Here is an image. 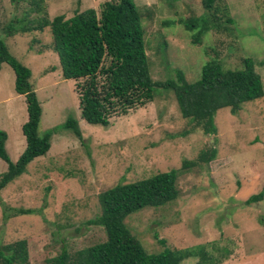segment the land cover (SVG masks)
Wrapping results in <instances>:
<instances>
[{
    "label": "rangeland",
    "instance_id": "374dc122",
    "mask_svg": "<svg viewBox=\"0 0 264 264\" xmlns=\"http://www.w3.org/2000/svg\"><path fill=\"white\" fill-rule=\"evenodd\" d=\"M112 0H44L48 17L71 18L77 11H101ZM145 30L151 75L155 81L201 78L203 67L216 61L225 70H242L252 59L264 83V0H216L213 10L228 8L234 24L227 32L211 30L193 43L196 29L186 22L207 14L204 0H134ZM31 0H0V35L11 53L32 70L31 82L41 102L39 133L60 126L47 155L27 167L25 174L0 194V247L27 240L30 264H45L66 246L74 253L106 241L103 226L91 225L101 212L99 195L121 183H132L196 160L202 149L216 148L218 157L232 162L210 173L199 165L179 180L180 197L161 208H146L125 221L148 254L187 249L212 242L233 250L224 264H264V198L246 204L264 191V98L244 104L237 114L224 108L215 116L217 134L191 130L172 91L161 90L145 107L114 117L107 127L81 118L76 81L62 77L58 55L46 50L52 43L44 32L4 38L1 31L14 18L30 11ZM37 14H30L33 19ZM46 50L39 54V50ZM16 75L7 64L0 70V130L16 163L26 149L23 126L27 102L15 90ZM68 118L79 123L82 139L63 127ZM8 164L0 159V175ZM19 209L34 214L17 215ZM158 237V240L155 237ZM213 249V246H212ZM213 249L214 251H216ZM188 258L182 264H197Z\"/></svg>",
    "mask_w": 264,
    "mask_h": 264
},
{
    "label": "trees",
    "instance_id": "16d2710c",
    "mask_svg": "<svg viewBox=\"0 0 264 264\" xmlns=\"http://www.w3.org/2000/svg\"><path fill=\"white\" fill-rule=\"evenodd\" d=\"M215 1L204 0L207 14L186 22L189 30L196 29L194 44L200 43L202 36L211 30L227 32L223 18L234 24L227 7L213 10ZM30 3V11L24 17L14 18L1 30L4 38L50 29L52 43L46 50L58 55L62 77L76 81L81 118L90 125L107 127L114 117L145 107L164 90L174 93L182 117L192 121L187 134L200 128L206 135H215L218 132L215 116L219 110L231 108L235 115L244 104L264 98L262 76L249 58L243 60L242 70H225L216 61H210L196 82L188 81L182 71L176 79L155 81L147 55L143 18L134 0H112L102 4L100 13L91 8L77 11L69 19L60 15L52 20L44 0ZM32 13L37 14L33 19ZM1 36L0 70L3 64L14 70L15 90L25 96L29 117L23 126L26 149L16 163L11 161L6 148L8 134L0 130V159L8 164V170L0 175V194L26 173L30 163L48 154L52 138L60 128L39 133L43 109L31 82L32 70L11 53ZM63 127L82 139L76 120L68 118ZM231 162V157L219 158L216 148L202 149L196 160H184L179 169L121 183L102 192L101 212L88 223L103 226L106 241L74 253L63 246L59 254L49 255L45 264H182L192 257L198 258L197 264H224L233 256V250L229 246L215 249L214 242L173 250L166 246L165 240H159L164 250L148 254L125 221L146 208H161L176 201L180 197V177L188 170L204 165L210 173H215ZM263 198L264 191L245 203L254 204ZM34 213L33 209H19L15 216ZM30 257L27 240L0 247V264H30Z\"/></svg>",
    "mask_w": 264,
    "mask_h": 264
}]
</instances>
